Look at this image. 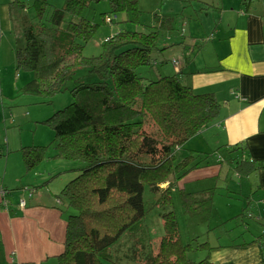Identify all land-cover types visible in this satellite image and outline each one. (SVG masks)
<instances>
[{
  "label": "trees",
  "instance_id": "trees-1",
  "mask_svg": "<svg viewBox=\"0 0 264 264\" xmlns=\"http://www.w3.org/2000/svg\"><path fill=\"white\" fill-rule=\"evenodd\" d=\"M91 2L64 0L61 7L49 9L47 0H33L35 22L28 17L22 19L19 43L14 46L16 69L31 75L21 89L26 95L52 97L81 69L97 79L70 90L72 102L59 111L64 117L53 128L59 140L56 157L77 164L71 170L77 175L51 204L67 221L64 250L56 257L57 264L118 263V251L131 263L142 257L147 264H212L189 260L191 251H209L212 247L208 243L195 247L184 243L174 210L160 214L164 234L157 252L150 250L148 254L138 247L145 242V184L155 194L162 192L152 206L172 205L177 178L200 166L197 154L190 151L178 160L177 150L215 123L219 102L212 93L197 92L183 83L181 70L157 79L139 74L140 68L157 65L152 57L155 51L176 44H159L160 32L172 29V17L154 15L152 23L145 21L148 24L144 25L139 20L138 0L108 2L116 20L121 13L126 25L149 29H120L102 43L99 55L85 56V45L99 27L83 16ZM23 3L13 2L19 8H24ZM186 8L179 34L184 33L189 20L184 15ZM106 15H100L102 23ZM85 136L84 141H77ZM63 137H67L64 143ZM229 149L231 155L240 147ZM22 158L30 170L43 158V150L22 148ZM240 158L234 159V170L238 175L247 174L254 166ZM171 177L174 181L169 180ZM165 183L168 186L161 187ZM5 192L7 197L9 192ZM27 192L30 198L32 190ZM180 193L190 205L184 207L183 203V215L205 219L213 191ZM197 200L206 207L200 209Z\"/></svg>",
  "mask_w": 264,
  "mask_h": 264
},
{
  "label": "crops",
  "instance_id": "crops-1",
  "mask_svg": "<svg viewBox=\"0 0 264 264\" xmlns=\"http://www.w3.org/2000/svg\"><path fill=\"white\" fill-rule=\"evenodd\" d=\"M187 1L194 2L201 11L197 13L193 8V13L187 15L186 19L191 22L188 24L187 21L184 33H178V42L182 38L183 43L169 50L180 49L173 52L172 59L176 63L173 70H166L155 78L173 75L181 70L180 79L183 83L191 85L197 92L212 93L220 105V113L215 121L218 126H223L221 141L226 144L228 152L230 147H240L236 153L229 154L228 170L234 169V159L240 156V159L252 163L254 167L247 174H241L240 183L234 188L238 194H222L217 187L212 190L223 197L228 206L235 205V213L212 211V197L211 209L206 218H191L198 222V225L192 224L195 236L188 240L181 232L182 238L187 244L195 241V244L191 243L193 247L201 243H208L212 247L209 251L193 250L191 253L197 254V258H188L195 262L207 260L212 264H264V0ZM6 2L11 5L14 0ZM159 2L149 0L151 8L148 11H154ZM3 13L9 25L6 8ZM154 15L159 14L151 17ZM139 20L143 21L142 16H139ZM146 21L152 23L151 19ZM12 46L9 39H0V56L3 53L4 66L15 63ZM156 62L165 65L162 59ZM61 141L64 143L67 137ZM221 141L214 139L216 145ZM178 150H182V146ZM220 167L221 161L214 165L199 166L181 181L217 177ZM243 179L247 184L244 194L240 189ZM232 180L227 176L223 182ZM166 185H163L164 188ZM7 199L8 195L0 196V242L7 247L8 260L12 262L16 259L22 264L46 261L57 264L56 257L64 250L66 219L58 209L37 202L27 203L21 211L22 216L13 219L9 208L3 206ZM200 233L203 235L199 238ZM163 234L158 237L159 241Z\"/></svg>",
  "mask_w": 264,
  "mask_h": 264
},
{
  "label": "rangeland",
  "instance_id": "rangeland-1",
  "mask_svg": "<svg viewBox=\"0 0 264 264\" xmlns=\"http://www.w3.org/2000/svg\"><path fill=\"white\" fill-rule=\"evenodd\" d=\"M18 1L24 2V8H19V6L14 4L8 5L6 0H0V39L2 37L9 39L12 42L14 52L15 44L18 45L19 43L18 37L21 33L20 26L22 19L28 17L31 23L35 22L34 14L31 11L33 0ZM159 1L161 2L158 3L154 11H148L151 8L149 7V0H138L137 9L141 12L142 22H144V25H147L148 22L145 23L146 19L154 20L151 17L153 14L161 13L162 15L171 16L173 19L172 29L170 31L160 32L159 44H161L160 46L164 43H175L176 45L153 53V59H162L165 61V65L159 63L154 69L147 67L139 69V74L145 73L150 78H155L166 70L169 72L173 70V52L180 51V49H173L170 52L169 50L180 46L177 44L183 43L182 38L180 40L181 42H178L180 39L178 33L181 31L182 13L184 11L183 6L189 4L185 10V18H187L188 14L193 13V8L197 13L201 11L199 6L194 2L187 0ZM10 2L12 0H9ZM63 2L64 0H47L50 6L49 9L61 7ZM5 8L8 12L9 25L6 24L3 13V9ZM101 14H112L108 0H92L83 14L85 18H88L95 24H99L96 32L87 42L83 50V54L87 57L99 55L102 43L120 29H149L141 26L135 28L134 25L126 26L123 22V20L125 21V16L121 13L117 14V20L113 24H104L101 22ZM190 22L191 20H188V24ZM2 58L3 53L0 56V189L9 192L7 194L9 200L7 199L6 203L9 205L11 218L15 219L20 218L22 216V209H25L18 205L21 197H24L26 203L37 202L50 206L54 203L56 196L60 195L63 187L77 175L76 171H71L74 167H77V164L73 161L62 160L56 157L59 140L55 138L53 128L64 117L62 114H58L59 111H63L72 102L70 90L81 83L95 82L97 79L94 75L88 73L86 69H81L76 72L72 80L66 82L61 92L52 97L26 95L21 89L31 80V75L26 71H18L15 63L4 66L2 64ZM164 67L166 68L164 69ZM47 120L49 121L46 122ZM216 122L185 142L182 145V150L177 151V157L178 160H181L187 153L192 151L198 155L199 165L203 167L214 165L217 161H221L218 176L214 178H198V180L192 182L181 181L183 177L177 178L175 191L172 192V205L170 207L159 204L158 206H152V203L160 198L162 192L155 194L151 191L150 186L145 184L144 201L148 212L144 218L145 242L139 244V251L142 252L144 250L148 254H151L150 250L153 254L157 252L159 245L158 237L163 234L160 214L171 210L176 212L180 231L183 232L184 236L188 240L195 236L193 233L194 226L192 224L198 225V222L191 219L192 217L183 215L181 212L183 203H185L184 207H189L190 205L187 204L188 200L180 198V190H184L187 193H199L204 190H213L217 187V190L222 192V194L230 192L238 194L237 189L234 188L238 187L241 175H238V172H235L234 169L228 170L227 162L230 161L229 153L225 148L226 144L220 138V134H224L223 126H218ZM145 128L149 130V127L146 125ZM84 139H86V136L85 138H78L77 141H84ZM214 139L221 141V143L216 145ZM33 147H39L43 150V158L32 169L27 170L22 161V148ZM200 170L198 169V171ZM196 175L198 177L200 176L198 173ZM227 176L233 179L229 183L223 182ZM169 180L174 181V178L171 177ZM243 181L240 189L244 194L247 184L244 179ZM167 186L168 184L165 187ZM161 187L164 186L161 185ZM23 189L32 190V196L29 198L28 192H25ZM213 198L214 204L212 211L223 214L236 212V206H228L223 197L213 193ZM197 202V206L200 209L206 207L202 202L198 200ZM16 204L17 207L14 208ZM70 212L71 210L67 214ZM63 217L66 219L65 216ZM201 234L198 235L199 238ZM199 238L196 240H199ZM188 243L195 244V241L193 242L192 240ZM113 247L110 248L111 253H113ZM6 249V245L0 242V264H22L18 263L16 259L12 262L8 260L6 257ZM118 252V257L120 258L118 263L115 260L113 261L115 264H147V261L143 260L142 257L138 258L139 262L131 263L121 251ZM145 252L143 255H147ZM191 252L193 253L194 251ZM191 252L188 256L197 258V254H192ZM40 264H49V262L46 261Z\"/></svg>",
  "mask_w": 264,
  "mask_h": 264
},
{
  "label": "built area",
  "instance_id": "built-area-1",
  "mask_svg": "<svg viewBox=\"0 0 264 264\" xmlns=\"http://www.w3.org/2000/svg\"><path fill=\"white\" fill-rule=\"evenodd\" d=\"M103 19H104V23H109V24H111V23H113V22L116 20V15H114V14L106 15ZM24 191L27 192V190H25V189H24ZM5 195H6L5 190L0 189V196L3 197V196H5ZM29 195H30V193H29ZM24 205H25V203H24V198H21V199L19 200V206L24 207ZM3 206H4L5 208L8 207V205L6 204V202L4 203Z\"/></svg>",
  "mask_w": 264,
  "mask_h": 264
}]
</instances>
